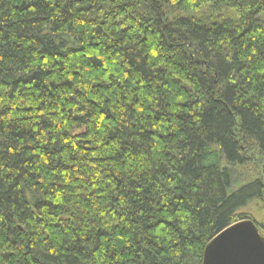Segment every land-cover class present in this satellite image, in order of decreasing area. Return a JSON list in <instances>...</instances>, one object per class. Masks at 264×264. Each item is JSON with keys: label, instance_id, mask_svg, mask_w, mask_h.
<instances>
[{"label": "trees", "instance_id": "obj_1", "mask_svg": "<svg viewBox=\"0 0 264 264\" xmlns=\"http://www.w3.org/2000/svg\"><path fill=\"white\" fill-rule=\"evenodd\" d=\"M252 150L264 0H0V264H201Z\"/></svg>", "mask_w": 264, "mask_h": 264}, {"label": "water", "instance_id": "obj_2", "mask_svg": "<svg viewBox=\"0 0 264 264\" xmlns=\"http://www.w3.org/2000/svg\"><path fill=\"white\" fill-rule=\"evenodd\" d=\"M201 264H264V237L252 221L235 222L205 245Z\"/></svg>", "mask_w": 264, "mask_h": 264}, {"label": "rangeland", "instance_id": "obj_3", "mask_svg": "<svg viewBox=\"0 0 264 264\" xmlns=\"http://www.w3.org/2000/svg\"><path fill=\"white\" fill-rule=\"evenodd\" d=\"M246 162L244 167H232L233 177L236 182L233 190L240 188L246 183L256 179L264 181V159L261 158L254 150L246 154ZM237 215V222L241 220H250L258 228L259 234L264 237V193L259 200L249 202Z\"/></svg>", "mask_w": 264, "mask_h": 264}]
</instances>
